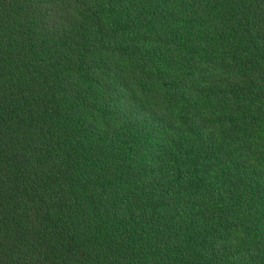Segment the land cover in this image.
Returning a JSON list of instances; mask_svg holds the SVG:
<instances>
[{"label":"trees","instance_id":"16d2710c","mask_svg":"<svg viewBox=\"0 0 264 264\" xmlns=\"http://www.w3.org/2000/svg\"><path fill=\"white\" fill-rule=\"evenodd\" d=\"M0 264H264V0H0Z\"/></svg>","mask_w":264,"mask_h":264}]
</instances>
